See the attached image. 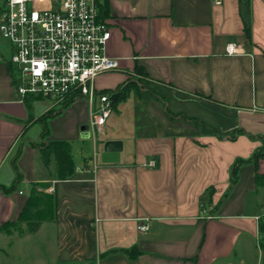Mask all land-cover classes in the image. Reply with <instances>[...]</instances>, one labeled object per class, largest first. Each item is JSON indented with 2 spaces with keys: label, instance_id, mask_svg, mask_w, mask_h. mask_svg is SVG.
I'll return each instance as SVG.
<instances>
[{
  "label": "crops",
  "instance_id": "crops-1",
  "mask_svg": "<svg viewBox=\"0 0 264 264\" xmlns=\"http://www.w3.org/2000/svg\"><path fill=\"white\" fill-rule=\"evenodd\" d=\"M97 2L111 28L106 54L120 64L99 75L114 76L104 89L139 84L124 98H133L127 131L108 139L122 142L120 161L83 157L72 179H57L54 156L47 165L34 146L44 131L35 120L53 103L21 99L14 49L0 32V185L21 178L11 193L0 189V225L25 208L32 183L51 182L45 190L54 196V215L38 231L0 234V264H251L264 213L247 198L264 187L256 181L264 157L241 165L232 186L231 169L264 150V0H249L250 37L241 0ZM230 44L236 53H227ZM80 100L82 110L70 107L77 100L45 119V142L68 141L74 161L71 142L86 140L91 118ZM140 223L150 228L140 232Z\"/></svg>",
  "mask_w": 264,
  "mask_h": 264
},
{
  "label": "built area",
  "instance_id": "built-area-1",
  "mask_svg": "<svg viewBox=\"0 0 264 264\" xmlns=\"http://www.w3.org/2000/svg\"><path fill=\"white\" fill-rule=\"evenodd\" d=\"M4 2L0 32L14 49L10 60L21 99H46L55 110L86 99L91 105L88 131L99 133L113 113L114 102L112 94L98 89L95 81L120 64L106 54L111 28L100 18L97 0ZM227 53H236L234 44ZM147 165L156 167L158 161L151 159ZM149 228L148 223L138 225L140 232Z\"/></svg>",
  "mask_w": 264,
  "mask_h": 264
},
{
  "label": "trees",
  "instance_id": "trees-1",
  "mask_svg": "<svg viewBox=\"0 0 264 264\" xmlns=\"http://www.w3.org/2000/svg\"><path fill=\"white\" fill-rule=\"evenodd\" d=\"M245 5L243 10V22L245 24V31L247 35L250 37L251 35V24H250V10H249V0H241V4ZM99 6V14L100 18L104 21L107 17V14L104 12V5L98 4ZM135 70L143 75L145 71L141 70L139 66L135 67ZM135 83L132 81H128V83L122 84L114 90L104 89V92L109 94H113L115 91H123L124 93L120 97V99H124L128 97V93L135 87ZM118 102V100H117ZM117 102H114L116 105ZM61 112V111H60ZM59 113V111H58ZM52 115V114H49ZM47 114L43 115V121H45L46 117L49 116ZM44 136L48 135L47 124L44 125ZM41 152L42 161L45 164H50V159L52 156L55 158L56 162V176L57 179H72L74 177L76 171V161L73 159V148L68 141H49L43 142L42 144H34ZM264 157V150H259L251 155V157L247 159H238L231 169L232 177H231V186L234 185L238 181L239 172L238 168L243 164L253 163L257 165L259 161ZM21 181L19 178L16 182H14L11 186L0 185V189L4 190V192L11 193L17 187V183ZM257 183L264 182V174L257 173L256 175ZM51 186V182H43L32 183V187L30 189V193L28 196L27 203L25 208L21 211V213L17 216L14 221H6L2 225H0V234L2 232L7 234H12L15 231L19 232V234L32 233L36 232L40 229L41 225L45 221V219H50L54 215V196L52 193H49L45 189ZM214 187L208 188L205 193L200 197V201L203 206L207 202H211L212 195L214 193ZM260 229L264 231V221L260 222Z\"/></svg>",
  "mask_w": 264,
  "mask_h": 264
},
{
  "label": "rangeland",
  "instance_id": "rangeland-1",
  "mask_svg": "<svg viewBox=\"0 0 264 264\" xmlns=\"http://www.w3.org/2000/svg\"><path fill=\"white\" fill-rule=\"evenodd\" d=\"M4 8H5V2H4V0H0V10H2ZM137 74L142 75L138 71H137ZM17 75H18V72H17ZM138 78H139L138 80H141V76ZM113 79H114V76H109V75L99 76L95 81V86L98 89L111 88L112 86H109V85L111 84ZM132 82L135 83L136 87L139 84V83H136L135 81H132ZM125 99H119L118 100V102L115 105L114 112L111 114V117L108 119L106 126L102 130H100L99 133L92 132L91 136L89 138H86V140H84V141L81 139V140L76 141V142H71L73 144V146L77 145V147L74 150L75 161H77V163H80L82 158L86 157V156H91L93 158L95 157V159L101 163L102 162V160H101V153H102L101 149L103 147L102 145L106 141H109L108 139H111V138L115 137L116 135L123 134L124 132L127 131L125 126H124V121H127L128 118L124 114H126L130 110L129 106H130V104H132L131 100L133 98L130 97L128 100H125ZM48 101L49 100H47V101L42 100L41 102L46 103ZM74 105H76L80 110H82V108L85 107L86 102L79 100V101H77V103L71 105L70 107H72ZM54 110H55V108L52 106V108H50V110L46 111V113H43L39 119L35 120V121H37L36 125H38L40 127V129L42 128V131L44 130V125H45V122L43 121L44 119L42 118L43 115L44 114H47V115L52 114V113H54ZM48 119L50 120L51 117H49V118L47 117L46 121ZM47 129H48V131H50L49 133L52 134V126L47 125ZM31 134L33 136H36L33 133H31ZM45 137L46 136H44V133H43L42 138L36 144H42L43 142H45ZM87 161L88 160L86 159V163L83 165L86 166ZM247 200H248V205L250 208H252V206L255 205V211H259V213H264V187L259 188L257 192H255V191L250 192ZM32 233H35V232H32ZM23 234H29V233L24 232ZM17 235H22V234H19V232L16 231L15 236H17ZM2 236L5 239L10 237L4 233L2 234ZM17 241L18 240H16V246H22V244H18ZM0 243H2V240L0 241ZM261 243L263 244V246ZM249 244H250V247L247 250V252L249 253L250 258H252L251 264H258V258L257 257L259 255L261 258L260 264H264V235H263L262 239L257 241V243L255 240H253V241L250 240ZM21 258H22L21 256L17 257L18 260H20ZM11 264H17L14 257L11 259Z\"/></svg>",
  "mask_w": 264,
  "mask_h": 264
},
{
  "label": "water",
  "instance_id": "water-1",
  "mask_svg": "<svg viewBox=\"0 0 264 264\" xmlns=\"http://www.w3.org/2000/svg\"><path fill=\"white\" fill-rule=\"evenodd\" d=\"M123 91H115L111 96V101L117 102L122 96ZM85 130V127L82 128ZM91 136L89 131L83 133V137L89 138ZM104 149L101 153V160L105 163H116L120 161V153L123 150L122 142L119 140H109L104 143Z\"/></svg>",
  "mask_w": 264,
  "mask_h": 264
}]
</instances>
